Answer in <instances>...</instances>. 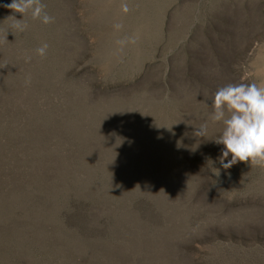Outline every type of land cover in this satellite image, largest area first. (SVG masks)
Segmentation results:
<instances>
[{"label":"rangeland","instance_id":"374dc122","mask_svg":"<svg viewBox=\"0 0 264 264\" xmlns=\"http://www.w3.org/2000/svg\"><path fill=\"white\" fill-rule=\"evenodd\" d=\"M11 2L0 264H264V168H223L209 119L220 87L264 84V0H42L54 23L24 31Z\"/></svg>","mask_w":264,"mask_h":264},{"label":"clouds","instance_id":"9594fccd","mask_svg":"<svg viewBox=\"0 0 264 264\" xmlns=\"http://www.w3.org/2000/svg\"><path fill=\"white\" fill-rule=\"evenodd\" d=\"M6 7L23 17V19L9 17L15 21L11 27L19 31L27 29L28 25L24 18L29 13L33 20L38 19L45 25L54 23L55 20L45 11L46 5L42 0H12ZM121 11L123 13L130 11L127 0H121ZM123 27L122 23L113 25L115 31H120ZM6 37L7 35L5 42ZM137 41L136 35L117 39L115 54L120 56L127 46L135 45ZM48 48V43L43 42L35 52L44 57ZM25 60L30 61L31 56H26ZM211 106L213 112L209 119L212 122H222L224 125L222 134L215 139L216 144L223 145L219 157L221 166L228 169L241 162L251 167L264 168V84L240 82L220 87L214 94ZM207 131L208 124L203 123L195 127L193 135L197 138L204 137Z\"/></svg>","mask_w":264,"mask_h":264}]
</instances>
